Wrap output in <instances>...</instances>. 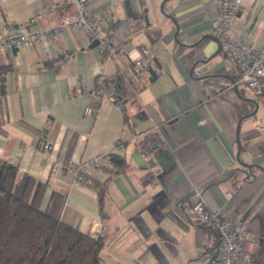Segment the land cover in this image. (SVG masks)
<instances>
[{
    "label": "crops",
    "instance_id": "1",
    "mask_svg": "<svg viewBox=\"0 0 264 264\" xmlns=\"http://www.w3.org/2000/svg\"><path fill=\"white\" fill-rule=\"evenodd\" d=\"M89 1L112 12L101 23L106 49L65 30L49 50L33 43L0 56V158L48 182L43 204L61 192V218L104 236L106 264H207L216 231L186 213L197 190L245 228L244 245L256 240L264 264V92L232 85L210 37L219 0H165L163 12L162 0ZM73 14L70 0H0V34L31 17L43 28ZM229 30L264 46V0H242ZM117 143V170L89 165L76 178L74 164ZM245 164L259 166L253 178Z\"/></svg>",
    "mask_w": 264,
    "mask_h": 264
},
{
    "label": "built area",
    "instance_id": "2",
    "mask_svg": "<svg viewBox=\"0 0 264 264\" xmlns=\"http://www.w3.org/2000/svg\"><path fill=\"white\" fill-rule=\"evenodd\" d=\"M74 9L73 16L62 15L59 22L48 27L33 28V17L16 23L4 34H0V56L22 45L40 43L46 50L59 34L65 30H74L97 38V47L106 49L111 42V34L104 33L101 27L103 20L112 21L109 8L93 10L89 0H70ZM242 0H219L217 20L212 26V34L217 38L223 54L224 66L232 76V85L243 84L254 92L264 91V46H256L247 39L232 36L230 24L237 13ZM144 50V49H143ZM132 68L139 71L141 62L138 56H131ZM123 73L122 69H119ZM75 92L78 88L74 89ZM104 92V86L93 88L89 94L96 96ZM113 98V96H110ZM114 99V98H113ZM120 106V105H119ZM87 113L94 109L86 106ZM47 148L52 145L46 144ZM123 150L117 143L112 151L98 154L88 161L74 164L75 176L83 179L87 166L112 164L114 151ZM230 194V191L227 192ZM186 213L202 224L213 228L217 234V246L207 257V264H260L255 258L256 240L249 239L244 245L246 230L232 218L224 216L219 210L210 209L197 190L195 199L186 205Z\"/></svg>",
    "mask_w": 264,
    "mask_h": 264
},
{
    "label": "trees",
    "instance_id": "3",
    "mask_svg": "<svg viewBox=\"0 0 264 264\" xmlns=\"http://www.w3.org/2000/svg\"><path fill=\"white\" fill-rule=\"evenodd\" d=\"M4 68L0 65V71ZM111 161L115 168L122 163L117 154ZM256 167L245 164L242 169L253 178ZM47 185L0 158V264H106L100 257L104 236L84 232L61 218V192L53 190L43 204ZM103 188L97 186L101 212Z\"/></svg>",
    "mask_w": 264,
    "mask_h": 264
},
{
    "label": "water",
    "instance_id": "4",
    "mask_svg": "<svg viewBox=\"0 0 264 264\" xmlns=\"http://www.w3.org/2000/svg\"><path fill=\"white\" fill-rule=\"evenodd\" d=\"M165 2V0H162V2H161V4H160V8H161V10H163V3ZM210 37H212L213 39H215V40H217V38L215 37V36H210ZM97 44H98V39L97 38H94L93 39V41L91 42V46H97ZM256 107H257V104H256ZM256 109V108H255ZM254 109V110H255ZM239 122H240V120H238V122H237V124H236V131L238 132V130H239ZM238 147H240V144H239V140H238Z\"/></svg>",
    "mask_w": 264,
    "mask_h": 264
},
{
    "label": "rangeland",
    "instance_id": "5",
    "mask_svg": "<svg viewBox=\"0 0 264 264\" xmlns=\"http://www.w3.org/2000/svg\"><path fill=\"white\" fill-rule=\"evenodd\" d=\"M163 10H164V9H163ZM163 10H161V8H159V11H160V12H163Z\"/></svg>",
    "mask_w": 264,
    "mask_h": 264
}]
</instances>
